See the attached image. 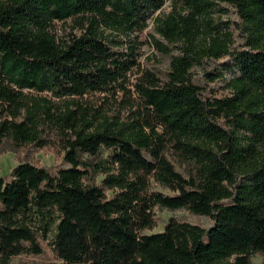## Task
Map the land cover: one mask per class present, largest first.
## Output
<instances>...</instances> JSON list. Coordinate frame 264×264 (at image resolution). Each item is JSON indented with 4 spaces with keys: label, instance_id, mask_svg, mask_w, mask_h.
Wrapping results in <instances>:
<instances>
[{
    "label": "trees",
    "instance_id": "trees-1",
    "mask_svg": "<svg viewBox=\"0 0 264 264\" xmlns=\"http://www.w3.org/2000/svg\"><path fill=\"white\" fill-rule=\"evenodd\" d=\"M149 21L164 79L140 64ZM222 59L228 80L205 74L220 96L193 83L192 68ZM4 141L53 148L65 167L0 178V264L42 241L61 264H251L264 254V0H0ZM154 209L211 226L170 218L144 234Z\"/></svg>",
    "mask_w": 264,
    "mask_h": 264
},
{
    "label": "rangeland",
    "instance_id": "rangeland-1",
    "mask_svg": "<svg viewBox=\"0 0 264 264\" xmlns=\"http://www.w3.org/2000/svg\"><path fill=\"white\" fill-rule=\"evenodd\" d=\"M220 6L222 8H226L228 12L220 14L218 13L216 14V18H218L220 22L228 21V25L230 27L229 32L232 34L234 42L233 47L241 48L243 44V38L240 36L238 27L239 21L237 16L233 9L227 7L224 4H221ZM167 12H169L168 3L165 4L160 11L153 13L152 16H155L158 13L164 14ZM56 31L57 35L62 38L71 32L68 25L60 24H57ZM150 35H153L157 38V36L153 33L151 21H149L147 29L141 35V40H144L145 44L141 49L143 55L140 59V64L143 68L152 71L157 76L164 79L166 73L168 72L170 58L169 56L159 54L154 49V47L150 44ZM173 53L176 54L177 52L174 50ZM226 62V59L219 61L204 60L200 66L192 68L193 83L198 86L206 87V89H209L208 91L211 92L212 95L220 96L222 94V90L220 88L222 87L223 82L217 81L210 83L207 81L205 74L220 71L223 77L228 80L231 77L229 71L222 69V65ZM60 160L61 155L57 156V152L53 148H45L40 151H35L31 147L16 149L9 141H4L0 146V178H3L6 181L9 180L8 176L11 170L18 164L24 162L37 165L44 168L48 172L55 173L59 168L65 167L61 164ZM176 168L177 171L185 176V172L182 168L177 166ZM152 188L155 191L168 193L166 190L155 185H152ZM154 214L156 218V227L152 231H144V234H152L162 231L163 226L170 218L197 225L204 229H207L211 226V221L208 218L192 215L185 210L166 211L154 209ZM41 246L42 252L39 256H20L14 258L11 264H61V262L55 259L48 241H42ZM251 264H264V254L254 255L251 258Z\"/></svg>",
    "mask_w": 264,
    "mask_h": 264
}]
</instances>
